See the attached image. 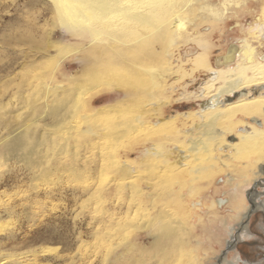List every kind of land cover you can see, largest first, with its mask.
I'll use <instances>...</instances> for the list:
<instances>
[{
    "label": "rangeland",
    "instance_id": "1",
    "mask_svg": "<svg viewBox=\"0 0 264 264\" xmlns=\"http://www.w3.org/2000/svg\"><path fill=\"white\" fill-rule=\"evenodd\" d=\"M208 1L217 7L224 2ZM231 1L243 3L227 19L198 11L193 18L205 14L207 19L198 21V28L190 25L192 38L172 42L167 36L156 43L161 55L154 69L163 74L155 80L158 85L148 75L135 80L109 71L133 91L121 108L93 119L90 112L122 99L115 91L87 92L108 75L100 70L81 77L77 53L62 57L50 49L48 57L42 54L49 42L59 41L62 48L79 45L48 0H0V264H99L110 250L100 249L101 235L117 231V216L110 218L116 209L138 204L137 218H146V223L153 214L152 196L138 195V187L145 194H167L161 200L164 215L173 226H187L193 238L187 248L177 244L170 259L154 249L135 251L148 259L141 264H155L160 257V264H264V155L257 153L263 140L247 147L246 153L225 148L257 125L250 117L223 119L218 127L225 134L209 142L202 124L210 118L199 114L210 99L201 95L203 83L211 79L208 67L217 69L216 61L231 45L241 46L247 39L256 48L257 60L264 61L259 26L264 0ZM138 121L162 125L136 131ZM258 128L264 129V124ZM20 133L27 136L25 148L3 150ZM192 140H201L198 148ZM151 146L156 150L145 155ZM117 161L133 163L132 169L122 172ZM255 161L260 162L255 167L258 175H247L252 168L246 166ZM149 184L159 188L148 189ZM128 234L134 238L144 232Z\"/></svg>",
    "mask_w": 264,
    "mask_h": 264
},
{
    "label": "bare ground",
    "instance_id": "2",
    "mask_svg": "<svg viewBox=\"0 0 264 264\" xmlns=\"http://www.w3.org/2000/svg\"><path fill=\"white\" fill-rule=\"evenodd\" d=\"M48 1L50 2L51 11L57 17L60 24L66 29L68 33L79 39V45L76 48L73 47L72 49L62 48L61 42L59 41L53 43L49 42L44 48V50H46H43L44 52L42 54H45L48 57L50 49H56L57 54H60L62 57H69L70 55H75L76 53L79 54V70L77 71V74H80L81 77H87L90 74L95 75L98 72H101L100 70H103V72L108 75L99 78L94 85L90 86V88L87 90L88 93L94 94L102 91H115L122 95V99L115 102L114 104L106 105L96 111L90 112L89 116L93 119L105 117L118 110L128 102L129 97L132 94L133 90H130L131 88H128L127 86H125V84L120 83L121 80L119 82V79H117L115 75H110L109 71H116V73L120 72L126 74L128 76H131L135 80L141 79L148 75L154 81L153 83L155 85H158L159 82L156 83L155 80L158 79L159 81V78L163 77V74L154 69V65H158L160 63L158 59L159 55H161L160 49L155 48L156 43L164 42L167 36L172 42L177 39L179 40L185 38L188 40L192 38V33L194 31L191 33L190 25L193 23L195 25V28H198L200 26L198 21H204L205 19H207L204 16L205 14L197 20L193 18L192 16H194L198 11L206 12L208 18L222 20L226 18L230 12L235 10L234 7H239L243 3V1L233 2L231 0H224L222 6L217 7L209 4L208 0ZM244 1L248 2V0ZM261 13L262 17H259V26L261 28V31L264 32V8ZM253 35L255 36L254 32ZM61 37L62 36H59V39H61ZM242 41L243 44L241 46L237 44L231 45L228 52L223 55L222 58H219L216 61L215 67L217 69H214V66L208 67L209 71L212 72L211 79L208 80V82L210 81V83L206 82L202 85L201 95L206 96V98L210 97V99L204 102V108L199 114L201 115V117L210 118V121L206 124H202L203 119L201 121V124L205 129H203V134L208 135L207 137H209V139H207L209 142L215 141L221 136V134H225V132L221 131V129L218 127L219 122H221V120L223 119L224 121H231L232 118L238 119L239 116H244L250 117L252 122L255 123L258 127H262L264 124V122L259 119V114H261V119L264 114L261 111V109L264 108V61L257 60L256 48L249 42V40L244 39ZM196 59L194 60L196 61ZM232 64H235V66H231ZM212 85L217 86L213 88ZM254 92H257V94L253 95L252 93ZM108 93H111L110 95H112L114 92ZM238 120L242 121L241 118H239ZM153 122L138 121V129H136V131H141V129L143 130L146 128L150 129V127H160L162 125ZM257 126H252V128L243 130L240 138L236 137L235 143H230L228 145L225 144V148H233L236 152L246 153L247 150L245 149L247 147L253 145L256 141L261 139L263 140L262 146L260 147L261 151L257 150V153H261V156L264 155V129L258 128ZM85 132L88 133L90 131L87 130ZM81 134H83V132ZM13 137V141L10 144L4 145L3 147V150L9 153L23 150L27 145L26 134L20 133L16 136L14 135ZM191 142L194 143L193 145L195 149L198 144H201V140H192ZM205 146L208 147L207 145ZM151 147L146 149L145 155H148L152 152L154 153L156 147ZM127 149L128 148H126V150ZM198 151L200 150L198 149ZM183 158L181 159L184 160ZM261 158L256 159V161H259ZM263 158L261 160H263ZM189 161L191 160L189 159ZM259 163H254L253 165H251L252 167L246 166V168H252L250 170L248 169L249 171H247V175L252 173V175H258L255 167ZM117 164L122 169V172H127L132 169L133 163L129 161H117ZM147 188L157 190L159 187L156 184H149ZM134 190L138 192V195L140 196H152L149 199L152 201L153 209H151V213L153 214L149 216V220H147L148 222L146 223V218H137V213L140 212V207L138 206V204L133 206L132 203H128L125 209H116L118 210V213H112L110 215V218L112 221V219L117 216L116 227L113 226L114 228H117V231L109 233L106 238L101 235L103 239H99L100 249L108 247L110 248V250H108V252L104 251L105 254H103L102 257L100 256L101 261H99V264H141L143 261L146 262L148 259L146 260L141 256L136 255L134 252L153 249L165 253L166 255L163 258L168 257V259H170L169 255L172 252V249L179 248L176 247L177 244L182 242L185 244V248H187L191 244V240L193 238H189L191 235L188 233L190 231H188L187 226L176 223L177 226L175 224V227L170 223V218L168 217V215H164V203L161 202V200L164 201L167 194H164L161 191H159V193L150 192L148 194H145L143 191V187H138ZM175 193L177 192H173L171 195ZM157 200H159V202H157ZM160 202L162 204H160ZM149 207L151 208V206ZM148 209L146 213L149 212L150 209ZM248 217L249 216L246 215L245 218ZM167 218L169 219L167 220ZM178 229H181L180 231L182 233H180V235L185 240L184 242L181 241L183 240L182 238L177 237L179 236ZM132 230L133 232L134 230L144 232V237L139 234L132 238V234H128L129 231L132 232ZM118 231L121 232V234L123 231V233L125 234L121 235ZM142 237L144 238L145 242L142 241ZM185 237L187 239H185ZM175 238H177V240H175ZM157 253H155V255H157ZM195 256H197L196 253ZM160 259H158L159 261H157L155 264H160L161 262H163L160 261ZM152 260L154 259H151V261ZM190 260L193 261L191 257Z\"/></svg>",
    "mask_w": 264,
    "mask_h": 264
},
{
    "label": "water",
    "instance_id": "3",
    "mask_svg": "<svg viewBox=\"0 0 264 264\" xmlns=\"http://www.w3.org/2000/svg\"><path fill=\"white\" fill-rule=\"evenodd\" d=\"M208 104H209V103H208ZM202 106H203V108H204V103L202 104ZM203 108H202V109H203ZM248 215H249V214H248ZM249 216H250V215H249Z\"/></svg>",
    "mask_w": 264,
    "mask_h": 264
},
{
    "label": "flooded vegetation",
    "instance_id": "4",
    "mask_svg": "<svg viewBox=\"0 0 264 264\" xmlns=\"http://www.w3.org/2000/svg\"><path fill=\"white\" fill-rule=\"evenodd\" d=\"M234 264H237V261Z\"/></svg>",
    "mask_w": 264,
    "mask_h": 264
}]
</instances>
